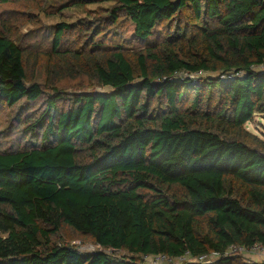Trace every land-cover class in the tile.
<instances>
[{"label": "trees", "instance_id": "obj_1", "mask_svg": "<svg viewBox=\"0 0 264 264\" xmlns=\"http://www.w3.org/2000/svg\"><path fill=\"white\" fill-rule=\"evenodd\" d=\"M98 1L116 4L106 16L114 25L123 12L135 40L168 27L128 51L79 26L85 47L59 54L73 26L58 23L45 82L83 74L107 90L61 107L62 93L44 92L26 50L0 32V110L15 113L17 139L0 149V264H146L264 247V140L246 129L264 118V0L71 4ZM61 232L98 249L81 252ZM185 264L264 262L235 253Z\"/></svg>", "mask_w": 264, "mask_h": 264}, {"label": "rangeland", "instance_id": "obj_2", "mask_svg": "<svg viewBox=\"0 0 264 264\" xmlns=\"http://www.w3.org/2000/svg\"><path fill=\"white\" fill-rule=\"evenodd\" d=\"M64 8L60 12V4L55 3L54 6L51 0H12L10 3L0 5V32H6L8 36L13 39L23 50L28 53V71L35 69L36 77L34 80L41 84L44 92H50L53 85L57 88L59 93H62L63 99L58 101L59 107L66 105L73 95H82L88 93H104L107 92L106 88L101 87L95 80L89 79L88 76L83 74H76L75 76H66L63 74L61 78H56L54 84L45 82L46 72L50 73L53 63L48 60L47 55L53 54L52 40L55 31V26L58 23L64 22L73 26L72 30H67L62 36V42L58 48V53H64L66 50H79L80 47L86 43L84 41L87 35H83L78 27L90 29L91 27H99L105 31L104 40L109 44H117V39L124 49L128 51H138L158 39H162L163 27H168V24L157 26L154 35L148 41L135 40L132 35V24L128 18L122 17L124 14L121 12V20L116 24H112L107 12L115 7L114 2H92L85 6V8L72 7L71 0H62ZM182 24L185 23L183 15L181 17ZM175 24V23H174ZM103 40V41H104ZM86 45V44H85ZM85 45H83L85 47ZM56 57L53 55L52 59ZM59 63V60H55ZM35 65H34V64ZM189 78H195V75H188ZM187 76L185 80L188 79ZM59 79V80H58ZM4 111V113H2ZM11 110H0V149L6 150L17 143L14 139L15 135L13 128V120ZM11 120V123L9 122ZM246 129L261 139L264 140V118L256 115L252 121L246 124ZM12 133V134H11ZM61 232L60 238H66L65 242L70 245H76L77 249L84 253H93L97 251L98 247L91 243L85 237H80L75 233ZM239 260L249 262L251 258L248 256L237 254ZM253 260H258V257ZM151 258L145 259L146 264H151ZM157 264H171L169 262H159Z\"/></svg>", "mask_w": 264, "mask_h": 264}, {"label": "built area", "instance_id": "obj_3", "mask_svg": "<svg viewBox=\"0 0 264 264\" xmlns=\"http://www.w3.org/2000/svg\"><path fill=\"white\" fill-rule=\"evenodd\" d=\"M235 253L242 254L251 258V260L248 263L264 262V247L260 244H254L248 248L231 246L227 248L223 253L211 252L208 255H202L198 257H189L188 255H185L183 257L170 259L165 257L164 255H157V256H145L143 258L144 259L151 258L153 260L151 264H157L159 262H169L171 264L209 263L220 258V256L230 255ZM257 257L258 260H253L256 259Z\"/></svg>", "mask_w": 264, "mask_h": 264}]
</instances>
